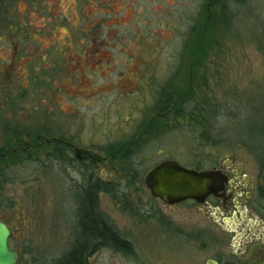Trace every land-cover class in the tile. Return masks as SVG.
Wrapping results in <instances>:
<instances>
[{"label": "rangeland", "instance_id": "1", "mask_svg": "<svg viewBox=\"0 0 264 264\" xmlns=\"http://www.w3.org/2000/svg\"><path fill=\"white\" fill-rule=\"evenodd\" d=\"M168 82L181 92L177 106L187 102L185 118L151 112ZM58 141L72 145L68 158ZM260 151L264 0L0 1V172L11 179L0 183V219L17 264H41L70 244L80 171L114 188L99 192V207L133 248L98 251L90 264H247L204 206H168L143 178L164 160L233 164L264 196Z\"/></svg>", "mask_w": 264, "mask_h": 264}, {"label": "flooded vegetation", "instance_id": "2", "mask_svg": "<svg viewBox=\"0 0 264 264\" xmlns=\"http://www.w3.org/2000/svg\"><path fill=\"white\" fill-rule=\"evenodd\" d=\"M64 144L66 146L65 153L68 158V150L69 147H72V145L70 143ZM68 160L72 162L74 161V158L69 156ZM187 169L194 170L196 172L217 173L221 178L222 187L215 194H211L206 197L202 203H196L193 200H186L181 203L190 202L192 204L204 206L208 211L209 216L214 220V223H216L222 231L234 234V236H236L234 242H236L238 248V259H243L242 256L244 255L245 263L249 264L261 261L262 264L264 262V222L262 221V219H264V207H260V201L264 198V196L261 187L256 185V183L251 179L248 171L244 170L243 167L233 164H212L207 167L195 166ZM80 173L82 176L84 175V180L81 183L74 182L75 186L73 188L70 187L73 192L72 198L76 203V208V195L80 193L81 195L89 198L91 197V199L95 200L98 213L106 216L109 219V217L105 215L99 207L98 194L102 190L105 191L106 189L108 192L111 191V193H113L114 188L106 185L102 180L95 177L92 172L88 173L85 171L84 173L83 171H80ZM251 209L255 210L257 214H253ZM258 216L262 219H259ZM254 221H258V223L255 224V228H251L250 225L254 224ZM0 222L4 223L8 228L11 229V236L8 239V247L12 251L18 253L19 261V252L12 244V227L2 219H0ZM117 232L119 233L118 230ZM75 234L76 230L72 235L70 244L67 245L65 249L57 252L58 255H55V257L52 256L47 260H40L41 264H65L62 262V259L64 257H66V259L69 258L71 250L73 249V238ZM248 244L249 247L247 248L246 245ZM103 250L107 249L102 247V245L97 244L95 253ZM89 259L90 258L86 259V264H90ZM220 263L221 262L219 259L209 260V264Z\"/></svg>", "mask_w": 264, "mask_h": 264}, {"label": "trees", "instance_id": "3", "mask_svg": "<svg viewBox=\"0 0 264 264\" xmlns=\"http://www.w3.org/2000/svg\"><path fill=\"white\" fill-rule=\"evenodd\" d=\"M237 1L241 2L242 0ZM218 19L226 28H228L229 22L232 21L231 12L224 2L220 4ZM180 95L181 92H177L175 88L170 85V82L163 84L155 93V102L151 108V112L155 115H162L170 110L174 111L176 116L185 118L190 112L188 111L187 102H181L182 105L180 103L181 106H177L180 100L182 101ZM210 134L211 132L204 131L200 134V137L203 139L205 136V139L210 138ZM65 149L66 146L64 141H58L56 143V152L59 153L58 155L63 154ZM133 153L134 152H132V154ZM259 155V160H264V152L260 151ZM127 168L128 166L126 169ZM5 170L7 172V168L0 172V177L4 178L0 180V183L11 180L9 174L4 172ZM127 173L132 178H137L135 171L131 172L129 168L127 169ZM76 197V234L73 238L74 245L69 258L66 259V257H64L62 262L65 264H86V259L90 258L95 253L97 244L102 245V247L114 253L132 256L133 248L131 243L117 232L112 222L106 216L98 213L95 200L91 199V197L89 198L81 195L80 193H78Z\"/></svg>", "mask_w": 264, "mask_h": 264}, {"label": "water", "instance_id": "4", "mask_svg": "<svg viewBox=\"0 0 264 264\" xmlns=\"http://www.w3.org/2000/svg\"><path fill=\"white\" fill-rule=\"evenodd\" d=\"M143 183L153 198L169 206L186 200L202 203L206 197L215 194L222 187L217 173L189 170L174 160H164L156 164L145 174ZM10 236L11 229L0 222V264L18 262V253L8 247Z\"/></svg>", "mask_w": 264, "mask_h": 264}]
</instances>
